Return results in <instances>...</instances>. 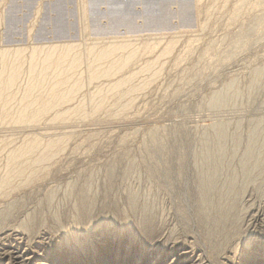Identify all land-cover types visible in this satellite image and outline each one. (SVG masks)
<instances>
[{
	"label": "rangeland",
	"instance_id": "1",
	"mask_svg": "<svg viewBox=\"0 0 264 264\" xmlns=\"http://www.w3.org/2000/svg\"><path fill=\"white\" fill-rule=\"evenodd\" d=\"M259 1L0 0V210L14 212L7 225L34 214L38 233L64 236L56 249L71 254L58 255L63 263L83 261V251L102 264L118 248L107 234L140 232L129 201L136 194L157 213V236L190 237L211 256L196 199L201 169L217 162L214 127L223 124L221 173L238 179L248 232L249 213L264 211V163L252 181L242 170L243 160L264 158ZM231 83L233 102H213ZM54 95L62 99L36 113ZM31 145L36 151L18 161L26 171L6 183L10 158ZM49 145L52 158L37 161ZM85 196L95 211L87 226L77 219Z\"/></svg>",
	"mask_w": 264,
	"mask_h": 264
},
{
	"label": "bare ground",
	"instance_id": "2",
	"mask_svg": "<svg viewBox=\"0 0 264 264\" xmlns=\"http://www.w3.org/2000/svg\"><path fill=\"white\" fill-rule=\"evenodd\" d=\"M259 2L261 5L264 0ZM262 21H264V15L260 19L256 17L253 24L259 27ZM254 25L249 31L241 35L242 40L247 36L252 37L249 34L257 30ZM262 29L264 31V28ZM263 31H261V34ZM232 84H229L223 91L216 93L213 102H216L219 106L233 102L236 95L234 93L230 95L233 90ZM61 99V95H54L48 102L42 103L41 108L36 113L46 112L49 105L56 104ZM19 119V117L15 118L16 121ZM223 126L225 125L220 124L214 127L219 131L214 136V142L217 141L215 145L217 150L213 156L217 162L211 168L201 169L199 173V198L196 199L198 217L201 220L202 228L206 231L204 232L207 242L205 246L211 252V256L206 253L204 248L195 246V242L190 237L182 240L180 239L182 237L176 235V233L157 236L158 230L152 226L157 213L148 203H139L138 199L140 198L136 194H131L129 196L130 207L140 216L139 221H137L140 232L136 233V238H133L131 234L124 237L120 234L119 237L115 230L114 233L107 234L113 237L108 240H112L113 244L116 243L118 248L113 246L114 251L112 254H110L111 251L103 254L102 264H264V211H251L249 213L251 218L248 224L251 226L249 231L246 232V227L243 228L242 225L243 215L241 214L240 201L238 202V179L232 176H223L225 173H221L224 169V159L222 160L221 157L226 137L223 132H220V130H223ZM257 138L256 133L250 136V151H254L258 147ZM55 148L54 145H49L47 150L39 154L37 161L42 162L51 159ZM36 149V145H31L23 149L21 154L13 155L10 158L6 183H12L11 179L15 174L21 175L26 171L28 166L18 161L27 154L31 155ZM245 157L246 160L248 156ZM247 160L248 162L243 160L244 165L242 167L244 181L246 182L255 179L256 166L258 165L257 168H259L264 163V158L261 157L260 159L259 156L256 159L250 158ZM223 177L225 178L223 179ZM92 200L93 198L85 196L80 202L87 210L85 213L78 214L77 219L82 221L84 225L92 223L95 218L94 208H89ZM11 203L8 204L9 207L12 206ZM56 212L55 210L53 216L58 220L60 216ZM13 214L14 212L0 210V264H65L61 259H67L71 253L67 251L65 254L63 253V257L56 249L62 247L61 242L63 239L61 238L64 236L58 239V236H52L49 233H38L36 220L39 218L34 214L27 215V220L21 224V227H11L7 224ZM124 218H126L127 224L130 225L131 220H128L127 217ZM61 226L62 224L58 225L59 228ZM134 228L136 227L134 226ZM134 228L132 226L130 231L135 230ZM127 250H130V252ZM79 253L84 260L78 261L77 264H85V262L90 261L83 251ZM90 262L94 264L93 260Z\"/></svg>",
	"mask_w": 264,
	"mask_h": 264
}]
</instances>
